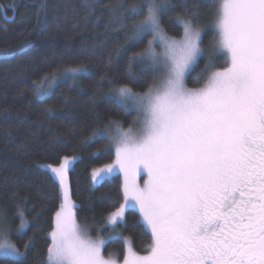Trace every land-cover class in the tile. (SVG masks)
Wrapping results in <instances>:
<instances>
[{
  "label": "snow or ice",
  "instance_id": "snow-or-ice-1",
  "mask_svg": "<svg viewBox=\"0 0 264 264\" xmlns=\"http://www.w3.org/2000/svg\"><path fill=\"white\" fill-rule=\"evenodd\" d=\"M83 7L94 14L91 4ZM205 9L214 14L208 25L200 22ZM165 17L179 39L165 33ZM111 19L130 31L133 46L144 45L128 57L127 79L139 82L134 69L159 73L143 92L113 87L114 106L135 119L127 129L110 120L85 141L106 139L114 149V161L93 169L92 181L103 183L118 168L124 203L106 217L109 237L93 240L69 191L78 158L41 165L60 193L42 264H116L102 249L121 239L129 207L138 208L150 243L138 255L125 238L124 264H264V0H116ZM208 31L214 40L206 50ZM82 74L78 66L60 73L74 82ZM56 83L55 72L34 81V96L50 98ZM142 172L143 186L135 180ZM16 217L14 232L0 210V259L26 264L34 237L25 239L31 226L19 205Z\"/></svg>",
  "mask_w": 264,
  "mask_h": 264
},
{
  "label": "trees",
  "instance_id": "trees-1",
  "mask_svg": "<svg viewBox=\"0 0 264 264\" xmlns=\"http://www.w3.org/2000/svg\"><path fill=\"white\" fill-rule=\"evenodd\" d=\"M133 2L125 0L126 4ZM13 3L15 11L10 8ZM41 3L44 9L38 16ZM85 3L93 6L94 14L85 10ZM114 3L116 0H0V6H9L6 13L0 7V210L7 212L14 232L19 226L17 206L25 212L31 226L25 239L34 237L26 264H42L46 234L60 204L58 187L53 189L40 165L58 163L63 156L78 158L69 173V191L77 206V221L91 236L95 228L108 232L103 219L123 200L118 175L100 184L91 180L93 169L114 160L110 143L100 138L85 141L110 120L130 126L136 114L126 116L114 106L112 89L126 83L143 92L155 73L151 68L143 73L134 69L139 82L127 79L128 57L144 45L133 46L130 31L112 25ZM213 15L212 10H203L200 22L210 24ZM162 27L172 38L182 34L169 27L167 17ZM213 40V32H206V50ZM77 66L83 74L75 82L60 75L67 67ZM54 72L57 83L52 94L40 102L34 96L33 82ZM187 86L199 85L189 81ZM49 108L51 113L46 111ZM118 231L121 239L109 241L102 249L104 255L121 260L125 238L137 254H146L150 233L146 234L137 212L127 209L125 226ZM0 264L13 262L0 259Z\"/></svg>",
  "mask_w": 264,
  "mask_h": 264
},
{
  "label": "rangeland",
  "instance_id": "rangeland-1",
  "mask_svg": "<svg viewBox=\"0 0 264 264\" xmlns=\"http://www.w3.org/2000/svg\"><path fill=\"white\" fill-rule=\"evenodd\" d=\"M170 37V36H169ZM151 37H149L148 39H150ZM170 38H172V37H170ZM180 38V37H179ZM179 38H175V39H179ZM157 51H160V49H157ZM155 76L156 77H158L159 76V73H155ZM114 95V94H113ZM136 114V113H135ZM136 117V116H135ZM129 127V126H128ZM128 127H124L125 129H127ZM112 150H113V152H114V149L112 148ZM72 157V156H71ZM114 159H115V154H114ZM114 161V160H113ZM112 161V162H113ZM111 162V163H112ZM110 163V164H111ZM42 165H46V164H42ZM41 166V165H40ZM103 167V166H102ZM102 167H98V168H102ZM96 169V168H95ZM91 173H92V171H91ZM118 175L120 178H121V181H122V184H123V181H124V176H123V174L122 173H120L119 172V169L117 168L110 176H112V175ZM110 176H108V177H110ZM107 177V178H108ZM145 179H147V176H146V174L145 173H141L140 175H138V176H136L135 177V180H136V182L138 183V184H140L141 186H143V182H144V180ZM91 180H92V175H91ZM93 182V181H92ZM122 203H124V197H123V200H122V202L119 204V206L117 207V208H119L120 207V205L122 204ZM116 208V209H117ZM116 209H114L113 211H111V212H114V211H116ZM128 209H132V210H134L135 212H137V214H138V216H139V219H140V221H141V217H140V214H139V210H138V208H134V207H129ZM111 212H109V213H111ZM109 213H107L106 215H105V217H104V219H103V225L105 226V224H106V217L108 216V214ZM94 228V227H93ZM95 235H93V236H91L90 235V233L88 232V234H89V236L93 239V240H96V239H107L108 237H109V232H104L102 229H99V228H95ZM102 254H103V252H102ZM147 254V253H146ZM146 254H138V255H146ZM103 256L105 257V259H112V260H114L115 262H116V264H124V257L121 259V260H117L115 257H113L112 255H104L103 254ZM124 256H125V254H124Z\"/></svg>",
  "mask_w": 264,
  "mask_h": 264
}]
</instances>
